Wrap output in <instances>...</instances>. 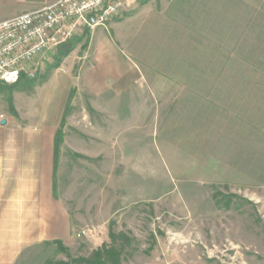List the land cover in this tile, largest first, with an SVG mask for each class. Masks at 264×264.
<instances>
[{
	"label": "rangeland",
	"instance_id": "obj_1",
	"mask_svg": "<svg viewBox=\"0 0 264 264\" xmlns=\"http://www.w3.org/2000/svg\"><path fill=\"white\" fill-rule=\"evenodd\" d=\"M53 64L0 84L3 142L64 135L70 237L16 264H264V0L139 1Z\"/></svg>",
	"mask_w": 264,
	"mask_h": 264
},
{
	"label": "crops",
	"instance_id": "obj_2",
	"mask_svg": "<svg viewBox=\"0 0 264 264\" xmlns=\"http://www.w3.org/2000/svg\"><path fill=\"white\" fill-rule=\"evenodd\" d=\"M55 1L0 0V21ZM55 133L0 139V264H16L26 249L70 237L66 208L54 195Z\"/></svg>",
	"mask_w": 264,
	"mask_h": 264
},
{
	"label": "built area",
	"instance_id": "obj_3",
	"mask_svg": "<svg viewBox=\"0 0 264 264\" xmlns=\"http://www.w3.org/2000/svg\"><path fill=\"white\" fill-rule=\"evenodd\" d=\"M142 0H57L0 21V84L14 85L54 62L61 46L106 28Z\"/></svg>",
	"mask_w": 264,
	"mask_h": 264
},
{
	"label": "trees",
	"instance_id": "obj_4",
	"mask_svg": "<svg viewBox=\"0 0 264 264\" xmlns=\"http://www.w3.org/2000/svg\"><path fill=\"white\" fill-rule=\"evenodd\" d=\"M145 0H142V3ZM87 35V34H86ZM84 38V37H83ZM76 39L72 42L73 44V49L77 46V44L83 39ZM71 51V52H72ZM70 52V53H71ZM68 53V54H70ZM67 53H64L60 51L59 55L54 61V64L51 66L52 68H57L63 59V57L68 55ZM23 78L17 83L12 85L13 87L18 86L21 84V81ZM29 83V82H28ZM63 132L61 129L58 130L56 137H55V158H54V169L55 173L57 170V158H58V152H59V147L61 143L63 142ZM111 244H104L100 249H97L91 256L88 258H71L68 257V261H60V262H52L49 261L46 264H122V254L123 251L125 250L126 246L128 243H130V240L126 238L123 235H116L113 232L110 233L109 235ZM57 243V242H56ZM48 245V243H46ZM60 246V249L65 253L66 250L62 248L60 243H57Z\"/></svg>",
	"mask_w": 264,
	"mask_h": 264
},
{
	"label": "water",
	"instance_id": "obj_5",
	"mask_svg": "<svg viewBox=\"0 0 264 264\" xmlns=\"http://www.w3.org/2000/svg\"><path fill=\"white\" fill-rule=\"evenodd\" d=\"M73 49V44L72 43H66L64 45L61 46V51L64 53H70ZM7 122L5 120H2L0 125L1 126H6Z\"/></svg>",
	"mask_w": 264,
	"mask_h": 264
}]
</instances>
